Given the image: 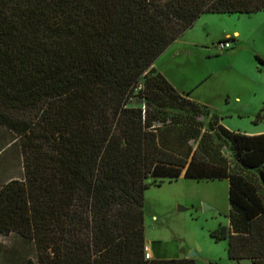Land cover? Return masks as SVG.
<instances>
[{
	"label": "trees",
	"instance_id": "trees-1",
	"mask_svg": "<svg viewBox=\"0 0 264 264\" xmlns=\"http://www.w3.org/2000/svg\"><path fill=\"white\" fill-rule=\"evenodd\" d=\"M263 12L264 0H0V124L24 165L2 187L0 234L35 243L38 264H197L146 258V192L182 177L229 180L230 227L212 237L232 261L264 264V134L230 131L215 115L234 171L191 119L168 113L210 108L154 67L203 15ZM168 120L198 147L163 144L157 123Z\"/></svg>",
	"mask_w": 264,
	"mask_h": 264
},
{
	"label": "rangeland",
	"instance_id": "rangeland-1",
	"mask_svg": "<svg viewBox=\"0 0 264 264\" xmlns=\"http://www.w3.org/2000/svg\"><path fill=\"white\" fill-rule=\"evenodd\" d=\"M230 40L232 48H222L220 44ZM260 60L264 61V12L203 15L156 63L179 89L191 93L192 100L210 108L209 113L205 109L199 115H186L187 112L172 108H168V113L172 117L184 116L181 124L188 121L186 118L191 119L207 136L204 149L227 157L234 171H239V167L231 145L212 125L218 115L230 131L264 134V122L255 123L264 107V63ZM131 105L144 102L134 98ZM173 124L170 120L157 123L161 142L183 154H187L189 146L196 149L199 140L181 141L178 136L182 135L171 131ZM7 151L8 148L0 154V163L12 157L14 150ZM230 213L229 180L200 182L182 177L166 181L146 192L147 238L159 242L155 244L156 251L170 259L191 257L197 264H253L251 260L232 261L228 242L212 237V232L230 227ZM31 262L38 264L35 243L19 234H0V264Z\"/></svg>",
	"mask_w": 264,
	"mask_h": 264
},
{
	"label": "crops",
	"instance_id": "crops-1",
	"mask_svg": "<svg viewBox=\"0 0 264 264\" xmlns=\"http://www.w3.org/2000/svg\"><path fill=\"white\" fill-rule=\"evenodd\" d=\"M207 15V14H206ZM234 34H240L239 32H235ZM228 36H232L231 34H228ZM235 37V36H234ZM156 69H158L165 77L166 79L174 86V88L182 95H190L191 93L185 90L179 89L177 85H175L169 76L164 73L163 69H161L158 65L154 66ZM204 105V104H203ZM207 106V104H206ZM259 133V132H258ZM15 137V138H14ZM0 138L3 139L5 143L0 144V154L8 148V151L14 150L13 155L10 159H8L5 162L0 163V194L2 187L7 184L8 182L14 180V179H22L24 176V165H23V154H22V148L19 142V139L14 135L12 131H10L8 128L0 124ZM7 151V152H8ZM16 234V233H12ZM11 234V235H12ZM9 235V236H11ZM147 235V234H146ZM150 242L147 238V246L151 250V254L153 257L156 258H167L163 257L162 253L160 251H156L155 244H158L159 242L155 243ZM187 258V257H185ZM170 259V258H169ZM197 262V261H196Z\"/></svg>",
	"mask_w": 264,
	"mask_h": 264
},
{
	"label": "built area",
	"instance_id": "built-area-1",
	"mask_svg": "<svg viewBox=\"0 0 264 264\" xmlns=\"http://www.w3.org/2000/svg\"><path fill=\"white\" fill-rule=\"evenodd\" d=\"M231 43H232V41L230 40V41L222 42L220 45L222 46V48L231 49L232 48ZM146 258L147 259L153 258L152 254H151V250L148 246L146 247Z\"/></svg>",
	"mask_w": 264,
	"mask_h": 264
},
{
	"label": "water",
	"instance_id": "water-1",
	"mask_svg": "<svg viewBox=\"0 0 264 264\" xmlns=\"http://www.w3.org/2000/svg\"><path fill=\"white\" fill-rule=\"evenodd\" d=\"M191 256H193V255H191ZM191 258V257H190Z\"/></svg>",
	"mask_w": 264,
	"mask_h": 264
}]
</instances>
